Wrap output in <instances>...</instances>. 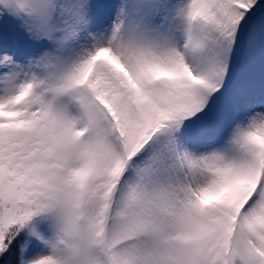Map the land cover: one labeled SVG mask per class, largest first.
Returning <instances> with one entry per match:
<instances>
[{"label":"snow or ice","instance_id":"1","mask_svg":"<svg viewBox=\"0 0 264 264\" xmlns=\"http://www.w3.org/2000/svg\"><path fill=\"white\" fill-rule=\"evenodd\" d=\"M0 264H264V0H0Z\"/></svg>","mask_w":264,"mask_h":264}]
</instances>
